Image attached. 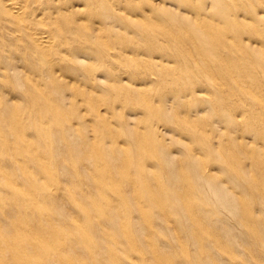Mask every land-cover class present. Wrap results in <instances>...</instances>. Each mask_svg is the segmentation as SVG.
I'll return each instance as SVG.
<instances>
[{
	"label": "bare ground",
	"instance_id": "1",
	"mask_svg": "<svg viewBox=\"0 0 264 264\" xmlns=\"http://www.w3.org/2000/svg\"><path fill=\"white\" fill-rule=\"evenodd\" d=\"M205 1L195 6L193 0H0V173L25 185L19 173L34 170L38 178L33 186L19 189L39 199L38 210L25 215L12 202L14 196L2 191L0 264H13L27 251L28 245L16 234L25 228L39 237L49 233L51 239L65 236L69 240L62 261L55 251L38 246L32 264H70L74 259L75 264H114L113 256L116 263L128 264L119 231L123 226L145 249L146 225L128 220V215L122 220L118 206H109L100 225L113 232L106 236L92 218L96 211L91 200L108 168L113 169L112 179L126 172L137 179L135 163L144 154L139 126L150 134L152 156L144 160L162 174L165 191L178 188L182 198L177 201L158 194L162 200L157 203L176 216L172 229L152 201L143 203L151 214L148 219L157 214L151 223L158 235L152 245L156 258L166 264H184L172 240L181 234L188 247L202 245L191 249L186 264H228L215 250L235 240L237 226L243 231L249 225L258 228L253 244L261 247L258 264H264V45L258 42L264 31L253 46L249 32L254 36L257 31H249V24H244L249 43L241 39L228 47L222 39L212 43L210 24L190 20L182 14L183 8L200 19L209 4L208 16L225 25L219 31L224 35L217 37H238L240 32L238 25L227 20L230 9L225 0ZM251 8L253 21L264 24V15H255L264 14V9ZM251 61L257 67L246 66ZM126 63L135 69H125ZM184 73L194 77L188 84L181 76ZM214 91L222 94V100H216ZM202 92L208 99L204 108L196 104ZM154 120L167 126L166 135L151 128ZM112 124L119 129L95 142L100 128ZM31 126L34 129L27 130ZM166 139L169 144L164 143ZM171 145L178 146L179 157L167 150ZM188 145L192 154L187 153ZM124 148L131 150V158L122 164ZM29 153L46 161L44 167L56 169L58 176L41 177L44 185H40L41 170L32 162L25 163ZM111 154L116 155L115 161ZM18 161H23L22 170ZM210 168L218 175L206 171ZM227 169L235 170V177L220 180L218 176H225ZM119 183L126 184L123 193L130 200L132 184L128 179ZM70 190L76 201H83L86 212L82 215L71 212L75 206ZM188 198L221 212L222 219L212 221L205 230L188 226L190 216L184 210ZM47 202L49 207L42 209ZM54 216L61 227H56ZM74 225L88 228L97 238L93 257L83 253L86 248L71 229ZM208 233L211 241L195 239ZM115 242L118 245L113 247ZM240 245L234 243L229 252H250Z\"/></svg>",
	"mask_w": 264,
	"mask_h": 264
},
{
	"label": "rangeland",
	"instance_id": "2",
	"mask_svg": "<svg viewBox=\"0 0 264 264\" xmlns=\"http://www.w3.org/2000/svg\"><path fill=\"white\" fill-rule=\"evenodd\" d=\"M225 6L230 9V12H228V17L229 19L228 22L230 23H235L236 25H238V31L237 33L240 32V34H238V37H235L233 35H230L228 37L222 36V37H217L219 35H224L221 34L219 31H222L223 29H225V25L222 24L221 20H217V19H213L210 18V16H208L209 11L211 9V7H209V4L205 5L206 11L204 12V16L202 15L203 18H200L195 16V13L192 11H189L185 8H183L182 10H184L182 12V14L186 15L189 17L190 20H194L197 19L203 21L205 24H210V33L212 34V36H209L208 39L213 42H215V40L217 41V39H222L225 41L226 43V47H228L229 45H231L230 42H235L238 43V41L241 39L243 41H246L249 43V40H246L248 35H247V31H244L245 27L247 24H249V31L250 30H254L257 31V34H255L254 36L252 34H250L249 32V38H250V46L256 45L254 44L255 41L259 40L261 38V33L262 31H264V24L258 25L253 21V17L254 16H250V14H252V8L253 7L257 12H260L261 9H264V0H225ZM203 3L205 4L206 1L205 0H193V4L195 6H197L198 4ZM201 6V5H200ZM185 7V6H184ZM189 11V12H188ZM203 13V12H202ZM254 15V14H253ZM256 16L260 17L261 15L264 14H256ZM224 20V19H223ZM196 21V20H195ZM199 21V22H201ZM246 24V25H244ZM190 30V27L188 28ZM260 33V34H259ZM262 40H259V43H262L264 45V37H262ZM226 55V54H225ZM230 58V57H228ZM231 59V58H230ZM253 61H251V63H247L246 66H251L252 67H257V65H255L254 63H252ZM243 63V62H241ZM245 65V64H244ZM131 65H128L127 63L125 64L124 68L125 69H130ZM133 69H135L134 66H131ZM180 75V74H179ZM182 77H185V81L186 84H188L190 81H192L194 79V77L190 78L187 73L181 74ZM188 79V80H187ZM199 87V86H198ZM158 89V91L162 90L163 88H159V87H155ZM154 88V89H155ZM202 90L205 91L204 88H201ZM215 92V97H217L216 100H222L223 96L219 91H214ZM206 93L202 92V95L200 98H197V105L200 104V106H202L203 108L205 107V103H207L208 99L205 96ZM193 102V101H192ZM191 102V103H192ZM196 102V101H195ZM217 102V101H216ZM219 103V102H217ZM193 104V103H192ZM215 106V105H214ZM217 107V106H215ZM201 108V107H200ZM127 112L124 111V115ZM128 115V114H127ZM129 117V116H128ZM246 120V118L244 119ZM140 121V120H139ZM139 121L136 123L133 121L134 125H137L139 123ZM143 126V125H142ZM224 126V125H223ZM223 126H221L220 130L223 131ZM152 129L157 128L158 132L160 135H166V130H168L166 125H163L159 120H154V122L152 123ZM28 129H34L33 126L28 127ZM119 128L114 127L113 128V124L112 126H107V127H101L100 130L94 135L95 138V142L99 139H101L102 137L105 138V136L103 135L104 133H107L110 130L113 131H117ZM207 129V128H206ZM112 131V132H113ZM139 132L141 134V136H143V143H141L142 149L144 151V154H142V158H139V160H137V162L135 163V166L139 167V173L137 174V176L134 180L131 179V175H127V173L130 172H126L124 174H120V177L118 178V176H116V179H112V170L113 169H109L108 165H107V160L105 158H103L102 156L99 157V160H103L104 159V166H106L108 169L106 171V173L103 174L102 177H105V181L104 182H100L96 188V193L93 195V197L91 198L92 200V204H95V211L96 214L93 213L92 214V218L95 219L96 218V222L99 226H96L97 228L101 229L103 231L106 232V236H110V234L113 236V232L108 231L107 228H101L100 225L104 222L105 220V214H107V212H105L103 214L104 211H106L109 206H118V211L117 213L119 215H121V219L125 220L128 219L130 221H133L135 223H142V225H146L144 227L145 231V240H144V244L146 246L145 249H141L140 246H138V244L136 242L133 241V234L128 231L130 230L129 228H126L125 226L120 227L119 231L123 232V236H124V244H126V252H125V262H127L128 264L134 263V264H166L165 261L161 260V259H157L155 256V252H154V248H153V243L154 240H156V227L153 226L152 223V218H156L155 216L157 214H160L161 217L163 216V218L168 222L169 228L172 229L174 226L173 221L176 219V216L171 215L166 213L163 209V203H157V201L162 200L160 198H158V194H161L163 196V198L165 199H170V198H176L175 200H179L181 201L182 198H180V195H178V188L172 191H165V188L163 186V179H162V174L156 171V168L153 167L151 162H146L144 159L145 158H151L152 153L150 151L151 149V145L149 143V140L147 137L150 136L149 132L145 129V128H141V126H139ZM250 136V135H249ZM174 137H176V139H178L179 141L182 140V138L178 137L177 135H175ZM168 138V137H167ZM167 142L164 140L165 144H169L168 139H166ZM247 142H249L250 139H244ZM94 141V140H93ZM0 143H3L0 141ZM119 145H121V143H119ZM27 147V146H25ZM189 148H186L187 153L192 154L193 150L191 152L190 148H192L191 145H188ZM167 150L170 151V153L172 152L173 154H175V156H178V146H168ZM131 151L128 148H124L123 149V153H122V164H124L125 162H127L131 156H129L131 153L129 152ZM29 157L27 158L25 163H29L32 162L34 163L40 170H41V174H40V185H44V182L42 181V178H44L45 176L48 177H54V176H58V172L56 171V169H50V168H45V163L46 161H41L40 159H38V157L36 155H33V153H29L27 154ZM111 160L115 161L116 159V155L115 154H111L110 155ZM95 158H97V155L95 156ZM18 166V168L20 170H22L23 168V161H18V164H16ZM103 166V167H104ZM96 168H101L98 167V165L96 164ZM1 170V168H0ZM206 171H208L209 173H212L214 175H218V173L216 172V170H213V168L210 169H206ZM2 172V171H1ZM235 173L236 171H232L231 169H227V171H225L224 174H226L225 176L219 175L218 177L220 178V180L225 181L227 178H231V177H235ZM95 174L97 175V171L95 169ZM134 176V175H133ZM19 177L20 179H23L25 182V185H22L21 183H17V179L15 178L14 180L12 178L7 179L4 175V173H0V195L2 193L3 190H6L8 192V194L10 195V198L14 196V198L12 199V202L14 204H16V206H18L23 214L27 215V214H31L32 212H35L36 210H38V206H39V199L35 198V196H33V194L27 195L26 193H22L19 189V186H24V187H30L33 186L34 181L37 180V174L36 172L33 170L31 171L29 169V172L23 170L19 173ZM42 177V178H41ZM3 178V179H1ZM125 180L128 179V183L132 184L130 186L129 190V194H130V200L126 199L124 197L125 193H123V187L122 185H126V184H121L119 183L120 180ZM74 182V181H71ZM78 182V181H77ZM77 182H75L74 184H76ZM73 187H77V186H73ZM122 187V188H121ZM52 187L49 188V192L52 193ZM129 189V188H128ZM70 192V200L73 202L75 209H73V211H71L73 213V215H82L81 213H85L86 210L84 208V206H82L83 201H76V197L75 194L72 192V190L69 191ZM169 192V193H168ZM50 197H53L54 194H50ZM50 199V198H49ZM152 201V205L155 207L154 209L158 212L157 214H154V216H152V218L148 217L151 215L149 208H145L143 206V203L145 201ZM3 201L1 196H0V202ZM133 201V205L130 206L128 205V203H131ZM192 201V198H188L186 199V202L188 203V205L185 207V211H187L188 214H186L187 218L190 216V219L188 221V226L190 227H196V228H201L202 230L208 229V227H210L211 222L212 221H216V220H220L222 219V215L221 212L217 213V212H213L211 209L203 208L200 205V202L198 203L197 200ZM199 201V200H198ZM202 204V203H201ZM47 207H49V202H47L46 204L43 203L42 204V209H46ZM136 208V209H134ZM75 213V214H74ZM128 215V218H126V216ZM31 216V215H30ZM51 216V215H50ZM52 217V216H51ZM56 218L55 224H58L56 227H61V223L58 220V217L54 216ZM53 218V217H52ZM19 222H22V218L20 217ZM206 224L204 227H200L202 225ZM126 225V223H125ZM238 227V226H237ZM236 227V230L234 228V232L233 235L235 237V240H233L230 245L228 243H221V247L218 248L216 251L219 259L225 260L228 264H258V258H257V254H260V251L262 250L261 247H254V240L256 241L257 239H255V236H258V228L256 227H251V226H244L243 231H241L239 228ZM49 228V226L47 227ZM28 228H25V232H16V234H19L20 236L18 237V239H22V243L24 242L25 244L28 245V249L26 252L20 253L18 255V258L16 259L15 262H13V264L16 263H22L24 264H32L33 259L36 255V253L40 250L38 249V246H42V248L47 249L46 251H55V254H57V256L60 258V261H62L65 257H66V252L68 251V237L63 236L62 238H60V236L58 237H54L53 239L49 238V233H47L45 236H41L39 237V235L37 236V234H34V231L31 229V231L27 232ZM71 229L76 232L75 236H77L78 240L80 239L82 242V246H84L86 248V250H82L83 253L86 252L90 257H93L95 254V251H98L97 249V242L95 237L93 236V233L90 232V230L88 228H83L81 226H72ZM51 230V229H50ZM33 231V232H32ZM208 232V231H207ZM57 233H60V235H62V231L58 230ZM101 234V233H100ZM209 235L207 236H202V235H196V240L199 241H203V240H210V233H208ZM35 235V236H34ZM50 240V242H49ZM172 240L174 241L175 245H176V254H178V259L180 261H182L184 264L189 262V252L191 253V249L192 248H196V247H188L185 244V240L182 239V235L181 234H177L172 236ZM116 244H113V247L118 245L117 242H115ZM237 244L240 245L239 247H243L246 249H249L250 252H246L245 249L242 253V251H239V254H234L232 255L229 251H231L233 249V245ZM32 246H36V248L32 251H28L29 249L32 248ZM195 246H197L196 249H201V244H195ZM200 247V248H198ZM229 250H226L228 249ZM9 251V250H7ZM10 253V251H9ZM82 253V254H83ZM76 254V253H75ZM261 255V254H260ZM70 256V255H69ZM237 256H243L245 257V259H238ZM72 257V256H70ZM82 257V256H81ZM85 258V257H82ZM24 262H23V261ZM112 261H114V264H118L116 263V256L112 257ZM77 261L76 259L73 260V262H71L70 264H75Z\"/></svg>",
	"mask_w": 264,
	"mask_h": 264
}]
</instances>
